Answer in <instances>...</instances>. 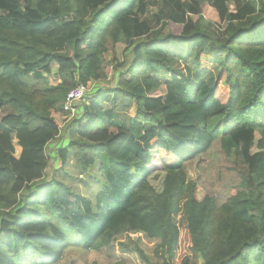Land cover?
<instances>
[{
  "label": "trees",
  "instance_id": "trees-1",
  "mask_svg": "<svg viewBox=\"0 0 264 264\" xmlns=\"http://www.w3.org/2000/svg\"><path fill=\"white\" fill-rule=\"evenodd\" d=\"M161 1L171 12L152 29L137 18L154 0H0V264H58L72 246L60 225L86 251L135 232L155 240L157 264H264V0H198L220 37L182 0ZM213 56L223 63L209 86ZM114 73L78 103L58 152L99 185L87 212L47 175L46 148L65 133L66 93ZM216 141L233 166L198 201L186 168Z\"/></svg>",
  "mask_w": 264,
  "mask_h": 264
},
{
  "label": "rangeland",
  "instance_id": "rangeland-1",
  "mask_svg": "<svg viewBox=\"0 0 264 264\" xmlns=\"http://www.w3.org/2000/svg\"><path fill=\"white\" fill-rule=\"evenodd\" d=\"M128 1V0H126ZM183 7L185 9H189L192 12H197L201 14L206 21H208L209 30L216 35L217 37L221 36L223 28L218 22V17L216 13L207 8V6H200L198 0H182ZM176 7L175 3H173L172 8ZM171 12V7L169 5L162 4L161 0H154V2L150 3L147 9V12L144 16H139L137 20L139 22L145 21L149 24L150 28L156 29L157 24L156 20H166L168 19ZM167 32V31H165ZM69 52V50H67ZM124 47L122 45H116L112 51V54L109 55L110 59H121L120 57L124 54ZM223 60L220 57H211L205 66L206 77L205 80L209 86H212L216 81V75L222 66ZM56 73V70H53ZM114 81H109L108 79L102 81L100 83L89 82V89H87V97L91 98L97 90L103 89L109 86H112L116 83L117 73H114ZM168 77H164L162 81H166ZM70 85V84H68ZM85 95V97H86ZM88 98H83L82 101H88ZM81 107V106H80ZM82 109V107H81ZM10 110L8 108H4L0 111V122L1 119L6 116ZM130 116H136V109L132 107L129 111ZM55 119L58 122L59 128L61 130L66 128L67 121L70 120L68 114H65L61 111L57 112L55 115ZM221 121L219 118L216 121L217 125ZM117 125V120H113L112 127ZM67 129V128H66ZM65 129V133L62 136L54 141H52L46 150V154L50 158V168L47 172L48 176H53V178L65 182L66 185L72 187L73 191L79 195L81 198V204L84 209L88 212L91 207L86 202V199L90 198V200H94L95 193L99 189V185L95 183L93 178H90L87 173H83L80 167H77L75 164V160L70 157L68 161L61 165L60 159L58 158V152L62 147L67 144V139L64 138L67 131ZM1 130V125H0ZM236 166L240 165V160L236 159ZM233 166L228 161H225L223 157H221L218 151V142L216 141L214 144V148L204 157H197L191 165L186 168L187 180L192 181L196 184V199L198 201H202L204 196L209 194L210 192L216 195V181L217 174L222 167ZM97 167H93L92 174L96 177ZM49 179V178H48ZM161 180V179H160ZM157 180L156 182H152L155 188H161V181ZM30 191H24L23 195L28 196ZM61 230L65 233V235L71 240L72 246H70L62 258L61 262L58 264H146V262L139 256L138 249L141 250L148 260L154 264L159 261L156 258L154 249L156 248V242L153 239L147 238L143 233H130L129 237H122L121 242L125 247L114 245L108 250H92L86 251L81 248V239L77 238L68 231L65 226L60 225ZM188 240L186 237L183 239L181 243L182 247V255H188ZM160 258V257H159ZM180 260V258L178 259ZM21 264H30V259Z\"/></svg>",
  "mask_w": 264,
  "mask_h": 264
},
{
  "label": "built area",
  "instance_id": "built-area-1",
  "mask_svg": "<svg viewBox=\"0 0 264 264\" xmlns=\"http://www.w3.org/2000/svg\"><path fill=\"white\" fill-rule=\"evenodd\" d=\"M87 89L83 86H78L69 90L66 93L64 101L62 103V112L69 115V118H73L77 115V105L85 98Z\"/></svg>",
  "mask_w": 264,
  "mask_h": 264
},
{
  "label": "crops",
  "instance_id": "crops-1",
  "mask_svg": "<svg viewBox=\"0 0 264 264\" xmlns=\"http://www.w3.org/2000/svg\"><path fill=\"white\" fill-rule=\"evenodd\" d=\"M16 152H17V154H19V153H20V151H19L18 149H16Z\"/></svg>",
  "mask_w": 264,
  "mask_h": 264
}]
</instances>
